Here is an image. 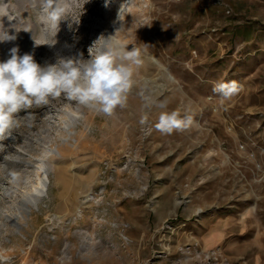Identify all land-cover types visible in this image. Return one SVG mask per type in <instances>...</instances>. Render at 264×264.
Wrapping results in <instances>:
<instances>
[{"label":"rangeland","instance_id":"1","mask_svg":"<svg viewBox=\"0 0 264 264\" xmlns=\"http://www.w3.org/2000/svg\"><path fill=\"white\" fill-rule=\"evenodd\" d=\"M65 2L53 29L0 0V61L87 59L119 29L142 64L112 115L62 96L0 138V264H264V0ZM173 110L193 124L161 134Z\"/></svg>","mask_w":264,"mask_h":264},{"label":"clouds","instance_id":"2","mask_svg":"<svg viewBox=\"0 0 264 264\" xmlns=\"http://www.w3.org/2000/svg\"><path fill=\"white\" fill-rule=\"evenodd\" d=\"M42 4L45 10H50L48 19L56 29L64 20L65 0H42ZM118 31L107 37L101 34L94 40L88 48L87 59L80 52L41 65L32 53L20 55L18 47L10 49L9 58L0 61V138L20 126L21 112L48 105L53 98L63 96L79 106L109 116L117 108H125L128 94L136 83L135 70L141 66L142 59L140 49L132 47L129 50L128 45L117 38ZM6 35L7 38H0V42L15 39V36ZM213 91L222 100H229L238 94L240 86L235 81L218 82ZM144 122L142 119L141 124ZM192 124L191 115L173 110L161 112L155 128L161 134L170 135L184 131Z\"/></svg>","mask_w":264,"mask_h":264}]
</instances>
